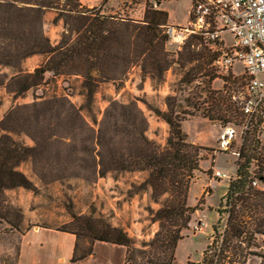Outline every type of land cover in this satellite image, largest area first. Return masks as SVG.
I'll return each mask as SVG.
<instances>
[{"label":"trees","instance_id":"1","mask_svg":"<svg viewBox=\"0 0 264 264\" xmlns=\"http://www.w3.org/2000/svg\"><path fill=\"white\" fill-rule=\"evenodd\" d=\"M105 2L88 6L80 0H0V67L13 69L9 75L0 74V86L16 98L46 83L50 79L46 75H74L81 78L83 97V103L76 105L65 94L38 95L29 103L11 106L0 118V218L15 226L7 215L11 207L1 210L2 192L16 187L37 189L19 169L24 162H30L40 171L38 177L49 182L67 178L94 181L108 174L115 178L122 172H145L142 180L131 183L129 194L148 193L157 207L147 205L146 210L158 228L139 247L122 227L93 213L72 214L77 229H56L76 236L72 262L90 255L93 243L101 241L124 246L123 264H178L175 246L203 203L200 198L196 204H188L189 184L194 172L201 170L200 149L210 148L187 141L181 127L184 116L174 111L171 96H166L167 110L144 101L168 124L163 146L147 136L148 122L138 98L126 102L111 98L100 118L94 98L100 82H121L133 66L140 69L141 82L147 77L152 83L160 82L167 70L183 71L188 65L181 82L190 84L201 75L212 80L217 76L213 64L219 52L195 33L171 51L164 31L165 10L146 6L143 18L134 19L106 12ZM47 11L54 12L52 24L61 23L56 43L44 30ZM32 55L43 59L27 71L22 62ZM234 91L225 82L208 94L209 107L202 109L203 116L222 124L242 123L241 98H235ZM257 124L243 132L235 174L215 207L217 218L201 258L185 264H245L251 255L260 256L264 264V253L255 250L257 236H264V189L252 184L254 179L264 182V141L258 136ZM80 231L87 232L90 241L82 250Z\"/></svg>","mask_w":264,"mask_h":264},{"label":"rangeland","instance_id":"2","mask_svg":"<svg viewBox=\"0 0 264 264\" xmlns=\"http://www.w3.org/2000/svg\"><path fill=\"white\" fill-rule=\"evenodd\" d=\"M96 2L100 4L99 0ZM159 5L168 13L171 22L176 26L187 24L191 0H164ZM104 8L109 13L129 16V12L118 0H106ZM143 13H136L132 18L142 19ZM53 14V11L45 13L44 30L50 40L56 43L60 38L61 25L56 26L51 23ZM222 37L227 44L230 43L231 36L228 32H223ZM167 47L174 51L180 47V44L168 42ZM42 59L41 55L26 58L22 62V67L31 71ZM214 68L217 75L214 79L209 80L208 76L201 75L197 80L186 84L179 80L183 71L178 68L167 70L160 82L152 83L148 77L141 82L140 69L133 66L121 82H100L94 98V110L98 118L101 117L111 98L124 102L133 97L138 98V105L148 122L147 136L163 146L169 133L168 124L150 110L144 101L167 110L166 96H171L174 100V111H180L179 114L184 116L181 127L187 135V141L210 148V150L200 149V154L203 155V159L199 161L201 170L194 172L189 184L188 204L194 205L200 198L203 199V203L192 214L188 228L183 230L184 237L175 246L174 256L178 264L198 261L201 258V253L209 242L211 224L217 218L215 207L220 196L225 192L229 179L235 174L236 156L233 152L239 148L245 130L241 127V122L222 124L218 120H210L203 116L202 109L209 107L206 96L212 95L213 90L222 88L225 82L235 90V98L240 99L244 93L245 82L241 78L242 68L239 63H234L227 72H220L216 67ZM12 71V68L0 67V74L6 72L9 75ZM46 76H50L46 83L30 88L16 98L4 86H0V118L11 106L17 103H29L38 95L65 94L76 105L83 103L80 94V77L61 75L52 78L50 74ZM225 127L234 129V134L226 148L220 143V135ZM24 139L26 143H32L30 139ZM255 168L256 166L253 165L251 169ZM19 169L32 180L37 189L34 191L16 187L2 192L1 210H6V206L11 207L8 208L7 215L15 226L0 218V264H14L19 234L28 227L46 225L59 229H77L78 224L72 218V214L93 213L96 218L101 216L112 225L122 227L135 239L137 247L141 240L152 237L158 228V223L150 221L146 210L147 205L157 207V204L149 199L148 193L129 194L131 183L142 180L145 172H122L115 178L108 174L94 181L67 178L49 182L38 177L40 171L38 172L30 162L20 164ZM208 169L211 171L207 172ZM216 171L224 173V176L219 178L215 175ZM258 187L264 189V182H258ZM12 207L17 210L14 211ZM89 242V234L80 231L79 250L87 248ZM255 250L258 254L264 253V236H257ZM92 253L90 264H123L125 248L108 242H94ZM245 264H261V258L258 255H251Z\"/></svg>","mask_w":264,"mask_h":264},{"label":"built area","instance_id":"3","mask_svg":"<svg viewBox=\"0 0 264 264\" xmlns=\"http://www.w3.org/2000/svg\"><path fill=\"white\" fill-rule=\"evenodd\" d=\"M118 1L132 17L142 14L146 6L157 7L164 0ZM164 31L169 42L178 45L189 34L201 35L211 50L219 52L214 65L220 72L229 71L234 63L241 65L245 82L241 127L246 129L258 123V136L264 141V0H191L187 24L167 23ZM225 31L231 36L229 44L222 37ZM233 134L232 127H225L220 135L223 147H227ZM233 153L237 158L238 149ZM215 175L220 178L224 173L216 171ZM258 182L254 179L252 184L258 186Z\"/></svg>","mask_w":264,"mask_h":264},{"label":"crops","instance_id":"4","mask_svg":"<svg viewBox=\"0 0 264 264\" xmlns=\"http://www.w3.org/2000/svg\"><path fill=\"white\" fill-rule=\"evenodd\" d=\"M80 1L88 6L98 5L96 0ZM101 2L102 0H99L100 4ZM157 8H160V5ZM53 16L54 14L51 16V19ZM167 23L174 24L171 22L169 15ZM59 25H61L60 22L56 24V26ZM33 56L36 55L30 57ZM75 240L76 236L74 233L58 230L53 226L28 227L24 232L19 234L14 264H90L89 259L93 253L81 260L71 261Z\"/></svg>","mask_w":264,"mask_h":264}]
</instances>
